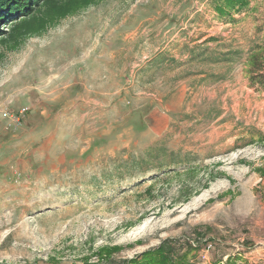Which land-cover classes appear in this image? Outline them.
I'll return each mask as SVG.
<instances>
[{"label":"rangeland","instance_id":"rangeland-1","mask_svg":"<svg viewBox=\"0 0 264 264\" xmlns=\"http://www.w3.org/2000/svg\"><path fill=\"white\" fill-rule=\"evenodd\" d=\"M219 3L92 0L0 47V264H264V0Z\"/></svg>","mask_w":264,"mask_h":264},{"label":"trees","instance_id":"trees-1","mask_svg":"<svg viewBox=\"0 0 264 264\" xmlns=\"http://www.w3.org/2000/svg\"><path fill=\"white\" fill-rule=\"evenodd\" d=\"M90 1L92 0H0V23L3 21V18L12 17L20 13L19 19H10L13 22L9 24L10 28L8 31L0 36V47L8 49L18 47L27 35L43 32L48 26L56 23L67 14L75 12V10ZM220 1L221 3L215 7L221 15H224L227 10L244 7L249 2V0ZM3 10H6V14H1ZM196 57L197 55L193 56L190 54L189 59H196ZM252 58H255V54ZM155 61L161 62L163 58L156 59ZM171 163L174 162L172 161ZM152 257L155 260H152ZM170 257H172L171 253L160 247L154 254L144 256L140 262L130 260V263L171 264L169 263Z\"/></svg>","mask_w":264,"mask_h":264}]
</instances>
